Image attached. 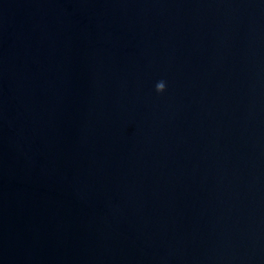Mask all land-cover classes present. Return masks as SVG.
<instances>
[{
  "label": "water",
  "instance_id": "water-1",
  "mask_svg": "<svg viewBox=\"0 0 264 264\" xmlns=\"http://www.w3.org/2000/svg\"><path fill=\"white\" fill-rule=\"evenodd\" d=\"M0 264H264V0H0Z\"/></svg>",
  "mask_w": 264,
  "mask_h": 264
},
{
  "label": "clouds",
  "instance_id": "clouds-1",
  "mask_svg": "<svg viewBox=\"0 0 264 264\" xmlns=\"http://www.w3.org/2000/svg\"><path fill=\"white\" fill-rule=\"evenodd\" d=\"M165 89H166V85H165V83L163 81H160V82L157 83L156 90L158 92H161L162 93V92L165 91Z\"/></svg>",
  "mask_w": 264,
  "mask_h": 264
}]
</instances>
